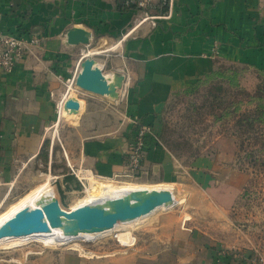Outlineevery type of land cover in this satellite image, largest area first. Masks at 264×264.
Returning a JSON list of instances; mask_svg holds the SVG:
<instances>
[{
  "label": "crops",
  "instance_id": "obj_1",
  "mask_svg": "<svg viewBox=\"0 0 264 264\" xmlns=\"http://www.w3.org/2000/svg\"><path fill=\"white\" fill-rule=\"evenodd\" d=\"M168 9L165 18L142 21L135 11H121L119 0H0V25L5 33L24 37L36 33L41 38L12 73L0 70V178L4 184L41 156L49 130L65 112L81 116L82 131L90 132L80 141L74 158L88 174L105 180L129 174L128 153L138 121L152 129L138 174L158 177L168 185L179 181L174 172L178 162L160 140L162 112L176 92L199 82L219 63L264 69V0H173ZM74 27L89 31L90 43L97 41L95 51L81 61L75 56L79 46L67 41ZM103 53L114 58L96 61L104 74L124 77L118 97L87 94L84 100L76 99L79 111L66 110L73 90L70 87L62 98L67 81L77 70L78 76L86 58ZM99 104L104 112L97 117ZM227 143L231 145L232 140L220 139L217 147ZM223 152L230 157L234 147ZM207 163L205 158L197 160L199 168ZM240 192L234 187L229 206L214 204L212 209L229 220ZM189 221L184 222V230L171 234L161 230L148 248L139 246L87 262L262 264L264 258L255 251L227 250L234 244L224 239V232L213 234L206 226L194 230L187 227ZM159 241L165 245L162 251L157 249Z\"/></svg>",
  "mask_w": 264,
  "mask_h": 264
},
{
  "label": "rangeland",
  "instance_id": "obj_2",
  "mask_svg": "<svg viewBox=\"0 0 264 264\" xmlns=\"http://www.w3.org/2000/svg\"><path fill=\"white\" fill-rule=\"evenodd\" d=\"M96 48L97 41L79 45L75 56L81 61L83 56ZM90 58H95L98 63L114 59L112 53ZM216 69L223 77L208 81L204 77L191 87L176 92L161 115V141L178 162L174 172L179 181L171 185L178 202L175 206L160 208L132 224L120 223L116 231L101 233L92 239L80 236L66 243L44 244L31 240L22 244L3 245L0 247V264H89V258L118 255L122 251L132 252L139 246L148 248L150 242H154L155 235L162 233L161 230L168 231V234L182 230L187 219L190 220L187 227L191 226L194 230L206 226L213 234L224 232V239L234 244L227 250H252L264 258V165L255 167L247 158L249 150L261 146L264 140L260 139L258 143L255 132L250 137L245 135L249 137L247 140L236 122L244 113L254 110L258 102L244 103L239 112L220 121L215 117L221 111H213L208 102V93L214 91V87L217 90L223 88L228 93L225 96L228 101L247 102V92L255 94L257 85L264 87V78L258 72L246 69L243 63L222 62ZM77 72L64 86L62 98L68 94L70 87L73 88L71 96L75 99L84 100L90 94L76 86ZM233 76L234 82L229 79ZM98 106L97 117L104 112L101 104ZM81 122V116L63 113L58 125H53L49 130V139L41 156L31 162L17 178L9 180V184H4L0 178V215L43 185L52 189L63 210L71 211L88 195L89 186L94 181L118 186L126 183L149 187L164 184L159 182L158 177L143 174L105 180L82 170L74 158L80 141L90 132L82 131ZM256 128L260 132L263 130L264 136V124H256ZM232 133L236 136H231ZM223 138L232 140L230 144L234 147V154L230 157L229 153L224 154L223 151H229L231 145L227 143L221 146L223 148L217 147L218 140ZM243 139L246 141V151L239 150ZM202 158L209 160V164L199 168L197 160ZM234 187L241 188V192L226 221L212 208H215L214 204L229 206L230 192ZM104 203L98 202L99 205ZM58 230L63 232V229ZM120 233H127L125 242L117 237ZM187 245L183 244L184 247ZM164 247L159 241L157 249L162 251ZM176 253L179 255L181 251L177 249Z\"/></svg>",
  "mask_w": 264,
  "mask_h": 264
},
{
  "label": "water",
  "instance_id": "obj_3",
  "mask_svg": "<svg viewBox=\"0 0 264 264\" xmlns=\"http://www.w3.org/2000/svg\"><path fill=\"white\" fill-rule=\"evenodd\" d=\"M90 40L91 33L81 27H74L67 33L70 45H89ZM115 77V83L111 84L95 58L88 57L81 63L76 86L96 96L117 98L124 77ZM65 106L74 111L80 109V104L71 99ZM175 199L171 189L134 192L128 197L111 200L109 207L93 204L65 211L59 201L53 198L42 207H26L17 212L0 227V240L49 233L52 229H63L65 236L72 238L84 233H103L114 229L119 223L149 216L160 207L175 204Z\"/></svg>",
  "mask_w": 264,
  "mask_h": 264
},
{
  "label": "bare ground",
  "instance_id": "obj_4",
  "mask_svg": "<svg viewBox=\"0 0 264 264\" xmlns=\"http://www.w3.org/2000/svg\"><path fill=\"white\" fill-rule=\"evenodd\" d=\"M106 78L109 80L111 84H114L116 81V78L111 75H106ZM74 100L80 104L78 100L73 98L72 96L68 100ZM67 100V101H68ZM81 108V104H80ZM65 109L68 111L76 112L71 109H67L65 106ZM80 110V109H79ZM89 187H91L88 191V195L81 200L77 205L72 207L74 209L80 207V206H85V205H99L98 202L104 201V204L100 205H105L109 207V202L115 198H124L130 196V194L134 192H144V191H153V190H163V189H171V185L168 184H158L156 186L149 187L148 185H139V184H125L122 186L115 185L113 183L109 182H100V181H94ZM175 189V188H174ZM175 191V190H174ZM176 193V192H175ZM176 196V195H175ZM178 197V195H177ZM53 198H55V193L52 191V189L48 186H41L35 189V191L29 193L25 197H23L15 206H12L8 211L0 215V227L7 222L9 219H11L17 212L22 210L23 208H37V207H42L43 204L51 201ZM177 200L175 199V204L168 205V206H163L166 208L173 207L177 204ZM160 207V208H163ZM158 208L157 210H159ZM155 212V211H154ZM153 212V213H154ZM152 213V214H153ZM151 215V214H150ZM147 217V216H146ZM145 218V217H142ZM142 218L137 219L138 221ZM137 220L131 221V222H126L122 224H128L132 222H135ZM120 224V223H119ZM117 225L114 229L105 231V233L109 232H114L118 228ZM63 233V232H62ZM61 231L58 229H52L51 232L49 233H44V234H33L29 236H22V237H8L0 240V247L3 245H9V244H22L26 243L31 240H37L41 243L44 244H57V243H66L69 242V240L72 237H67L62 235ZM101 233H95V234H80L76 238L81 237H88V238H94L100 235ZM127 236V233H120L117 235V237L120 239V241L125 242V237ZM74 238V239H76Z\"/></svg>",
  "mask_w": 264,
  "mask_h": 264
},
{
  "label": "built area",
  "instance_id": "obj_5",
  "mask_svg": "<svg viewBox=\"0 0 264 264\" xmlns=\"http://www.w3.org/2000/svg\"><path fill=\"white\" fill-rule=\"evenodd\" d=\"M173 0H119V4L125 10L135 11L142 16V21L155 20L165 18V14H152L151 11L161 6L170 8ZM41 38L38 34L33 33L28 37L16 36L15 34H7L0 25V70L5 73H12L17 63L25 58L27 51L32 46L40 44ZM152 129L140 122H136L135 141L128 153L129 174L133 176L139 173L142 162L146 157V147L148 137L151 135ZM264 264V259H261Z\"/></svg>",
  "mask_w": 264,
  "mask_h": 264
},
{
  "label": "trees",
  "instance_id": "obj_6",
  "mask_svg": "<svg viewBox=\"0 0 264 264\" xmlns=\"http://www.w3.org/2000/svg\"><path fill=\"white\" fill-rule=\"evenodd\" d=\"M121 11H126L121 4H119ZM158 14H165L168 12V5L167 6H161L157 8ZM246 69H249L250 71L258 72L259 76H262L264 78V69H258L253 68L250 69L249 67L245 66ZM216 77H223V75L215 69L210 74H207L205 76L206 80L214 79ZM233 82L235 80V77H230ZM200 81V80H199ZM201 83V82H200ZM257 90L255 94H251L247 92V97L249 98V101L244 102L243 100H232L228 101L226 100L227 92L223 91V88H220L219 90L216 89V87L213 88L214 91L210 90L208 93V102L210 101V108H212L213 111L220 110V115L216 116V120L220 121L221 119H224L225 117L230 116L231 114L234 115L235 112H239L240 106L244 103L252 104L254 101H257L256 107L254 110H249L250 112H246L242 115L241 119H239L237 122V125L240 127L243 137L245 135H248L249 137L252 136V133H256V140L260 141V139L264 140V136L262 131L260 132L259 129L256 128V124L262 125L264 124V87H260L259 85L256 86ZM222 113V114H221ZM231 115V116H232ZM231 136H236L232 133ZM248 136L247 140H248ZM242 139V138H241ZM161 140V135H160ZM246 141L245 139L241 140V145L239 150L240 151H246L247 146L245 145ZM261 146H257L255 148H251L247 154V158L253 163L255 167L264 165V144H260ZM263 153V156L261 154ZM197 157V156H196Z\"/></svg>",
  "mask_w": 264,
  "mask_h": 264
}]
</instances>
